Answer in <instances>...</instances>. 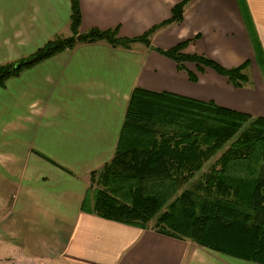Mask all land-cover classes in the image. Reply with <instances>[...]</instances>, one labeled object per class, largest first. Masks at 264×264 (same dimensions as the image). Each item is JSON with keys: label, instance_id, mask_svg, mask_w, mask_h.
Wrapping results in <instances>:
<instances>
[{"label": "crops", "instance_id": "0c3cea01", "mask_svg": "<svg viewBox=\"0 0 264 264\" xmlns=\"http://www.w3.org/2000/svg\"><path fill=\"white\" fill-rule=\"evenodd\" d=\"M79 33L115 30L136 38L171 17L182 0H78ZM191 0L180 23L158 29L150 47L78 44L0 84V258L10 264H256L190 241L83 211L90 174L115 153L135 88L264 118V82L244 17L264 59V0ZM68 0H0V66L71 35ZM186 42L184 53L225 69L246 63L235 88L204 67L151 48ZM187 73L196 77L189 80Z\"/></svg>", "mask_w": 264, "mask_h": 264}, {"label": "trees", "instance_id": "16d2710c", "mask_svg": "<svg viewBox=\"0 0 264 264\" xmlns=\"http://www.w3.org/2000/svg\"><path fill=\"white\" fill-rule=\"evenodd\" d=\"M68 1L72 36L52 39L28 58L1 65L0 84L78 44L150 47L149 39L158 29L181 22L191 0H182L172 7L167 21L132 39L119 38L115 30L91 29L80 34L79 1ZM239 4L244 13L242 0ZM244 20L264 82V59L251 20L248 16ZM185 46L186 42L168 50L151 49L174 62L179 71L184 70V63H192L212 70L235 88L248 83L246 63L225 69L203 56L185 54ZM187 75L196 82L193 74ZM81 209L190 241L221 256L264 264V118L223 109L213 102L135 88L114 156L90 174Z\"/></svg>", "mask_w": 264, "mask_h": 264}, {"label": "rangeland", "instance_id": "374dc122", "mask_svg": "<svg viewBox=\"0 0 264 264\" xmlns=\"http://www.w3.org/2000/svg\"><path fill=\"white\" fill-rule=\"evenodd\" d=\"M238 2L240 3V0H238ZM69 29H70V28H69ZM70 32H71V31H70ZM71 36H72V33H71V35H70L69 37H71ZM57 38L64 39V38H62V37H57ZM66 38H68V37H66ZM54 39H55V38H54ZM45 44H46V43H45ZM141 45H143V44H141ZM76 46H77V45H76ZM76 46H75V47H76ZM37 50H38V49H37ZM31 55H32V54H31ZM31 55H29V56H31ZM29 56H28V57H29ZM28 57H26V58H28ZM26 58H24V59H26ZM11 64H14V63H11ZM225 148H226V147H225ZM221 151H222V150H221ZM220 154H221V152H219V154H218L215 158L211 159L212 162H213V161H214V160H215ZM207 165H208V164H207ZM207 165H205V166L202 168L201 172L206 170V166H207ZM201 172H200V173H201ZM89 185H90V177H89ZM88 187H89V186H88ZM87 189H88V188H87ZM86 192H87V190H86ZM85 194H86V193H85ZM84 198H85V197H84ZM6 260H7V258H4V257H1V258H0V261H1V262H7L8 260H7V261H6ZM7 263H9V262H7Z\"/></svg>", "mask_w": 264, "mask_h": 264}, {"label": "built area", "instance_id": "2783aa9c", "mask_svg": "<svg viewBox=\"0 0 264 264\" xmlns=\"http://www.w3.org/2000/svg\"><path fill=\"white\" fill-rule=\"evenodd\" d=\"M0 264H10V263H7V262H1V261H0Z\"/></svg>", "mask_w": 264, "mask_h": 264}]
</instances>
